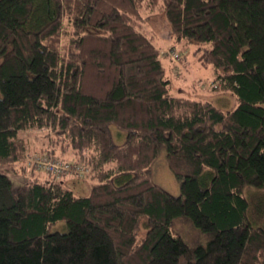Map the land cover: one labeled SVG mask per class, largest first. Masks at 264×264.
Returning <instances> with one entry per match:
<instances>
[{"label":"trees","instance_id":"1","mask_svg":"<svg viewBox=\"0 0 264 264\" xmlns=\"http://www.w3.org/2000/svg\"><path fill=\"white\" fill-rule=\"evenodd\" d=\"M143 9L163 11L178 42L205 44L199 59L235 107L171 94ZM42 129L94 182L78 195L0 171V264H264L245 191L264 190V0H0V167ZM163 149L179 196L153 179ZM180 218L207 243L176 234Z\"/></svg>","mask_w":264,"mask_h":264},{"label":"rangeland","instance_id":"2","mask_svg":"<svg viewBox=\"0 0 264 264\" xmlns=\"http://www.w3.org/2000/svg\"><path fill=\"white\" fill-rule=\"evenodd\" d=\"M144 30L156 45L160 48L161 59L166 68V73L171 80V94L178 97H188L201 101L214 103L221 109L228 110L237 105V99L230 92L215 90V69L212 65L204 66L197 54L199 45L196 42L187 43L178 42L172 34L170 25L164 15V12L157 9L154 11L143 9ZM178 55L176 57L175 55ZM113 139L116 143H124L125 133L117 127L112 126ZM28 140L29 153L20 163H7L0 167V171L12 177L16 183L24 182L34 176L40 179L53 177L52 174L44 171L38 166V159L44 160L50 158L55 161H64L73 163V169L63 173L56 180H64L67 186L73 189L78 195H88L91 184L94 182L90 176L91 168L85 163L83 169L74 168L80 162L72 150L63 152L62 148L53 143L50 129L30 130L22 133ZM23 167H27L25 171ZM153 179L171 194L179 196L181 194V181L169 168L167 162L166 149L160 153L159 157L152 165ZM246 193H249L253 199H250L254 207V218L259 223L264 224V190L253 187H247ZM263 215L260 216V211ZM174 232L180 234L183 239L191 245L206 244L208 236L202 233L192 222L180 218L174 224ZM66 222H59L52 226V231H66Z\"/></svg>","mask_w":264,"mask_h":264},{"label":"built area","instance_id":"3","mask_svg":"<svg viewBox=\"0 0 264 264\" xmlns=\"http://www.w3.org/2000/svg\"><path fill=\"white\" fill-rule=\"evenodd\" d=\"M176 57H178V55H175ZM38 166L41 167L44 171L50 173L53 175V177H59L61 176L63 173L70 171L73 169V164H71L70 162H64V161H55L50 158H45L44 160L42 159H38ZM79 167V169H83L84 165H75L74 168Z\"/></svg>","mask_w":264,"mask_h":264}]
</instances>
